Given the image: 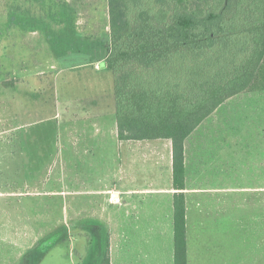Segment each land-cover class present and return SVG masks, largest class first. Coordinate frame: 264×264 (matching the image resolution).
<instances>
[{
  "label": "rangeland",
  "instance_id": "374dc122",
  "mask_svg": "<svg viewBox=\"0 0 264 264\" xmlns=\"http://www.w3.org/2000/svg\"><path fill=\"white\" fill-rule=\"evenodd\" d=\"M51 1L0 0V264H101L107 238L114 241L112 193L107 201L84 191L115 186L118 139L110 131L101 141L82 132L83 104L107 97L109 116L115 114L114 74L107 79L99 70V83L80 66L110 53L108 2ZM74 14L84 17L89 39L64 33L59 22ZM214 118L264 147V90L235 95ZM88 146L96 149L86 154ZM261 180V202L255 184L236 193L214 264H264L263 174Z\"/></svg>",
  "mask_w": 264,
  "mask_h": 264
},
{
  "label": "trees",
  "instance_id": "16d2710c",
  "mask_svg": "<svg viewBox=\"0 0 264 264\" xmlns=\"http://www.w3.org/2000/svg\"><path fill=\"white\" fill-rule=\"evenodd\" d=\"M108 12L118 137L172 141L175 264H187L185 141L228 99L264 90V0H108Z\"/></svg>",
  "mask_w": 264,
  "mask_h": 264
},
{
  "label": "crops",
  "instance_id": "0c3cea01",
  "mask_svg": "<svg viewBox=\"0 0 264 264\" xmlns=\"http://www.w3.org/2000/svg\"><path fill=\"white\" fill-rule=\"evenodd\" d=\"M55 1L59 0H52L53 6ZM106 9L108 11V3ZM105 14L110 23L109 12ZM64 18L59 22L65 24L64 33L71 30L81 39L91 37L81 26L84 17L74 14ZM83 54L90 58V53ZM104 62L90 58L82 61L80 66L84 71L94 73L95 77L101 70L100 74L108 79L111 71L103 68ZM100 77H97L99 83L102 82ZM228 101L207 117L185 141L187 264H192L194 257L197 258L196 264H214L216 250L222 248H217L218 233L225 232L229 226L230 213L234 218L236 193L244 191V184H255V196H259L256 199L260 202L262 199L264 147L258 138L253 143L251 139L239 136L235 124L230 126L229 122L215 120L219 109ZM83 111L84 135L89 132L95 139L99 136L101 141L110 131L118 139L115 186L84 191L106 195L104 200L107 201L109 192L114 197V224L109 223V232L115 234L114 241L112 237L109 240L111 264H175L174 195L177 190L173 186L172 141L119 139L117 120L116 126L114 124L116 112L109 116L107 97L83 104ZM76 115L80 116L75 113V118ZM102 119L111 124V129L105 127ZM78 146L77 141L71 146L75 154L79 153ZM95 149L88 146L84 153L89 154ZM102 149L105 151L106 148Z\"/></svg>",
  "mask_w": 264,
  "mask_h": 264
}]
</instances>
